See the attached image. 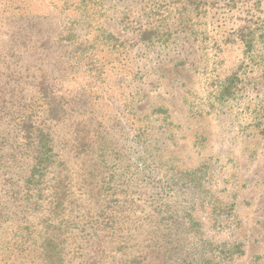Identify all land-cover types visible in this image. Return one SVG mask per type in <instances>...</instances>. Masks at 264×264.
I'll list each match as a JSON object with an SVG mask.
<instances>
[{
	"label": "rangeland",
	"instance_id": "rangeland-1",
	"mask_svg": "<svg viewBox=\"0 0 264 264\" xmlns=\"http://www.w3.org/2000/svg\"><path fill=\"white\" fill-rule=\"evenodd\" d=\"M77 19L91 40L103 27L129 42H98L100 78L87 104L72 120L47 122L55 172L72 189L68 264H264V38L249 54L243 41L264 27V0H0V56L33 45L43 70L67 68L54 43ZM154 27L166 44L141 42ZM25 57L10 59L24 79L0 81V104L12 92L31 97ZM3 123L0 143H12ZM76 123L94 145L106 137L103 163L99 150L75 153L76 135H87ZM11 143L0 154L14 153ZM10 198L16 215L0 217V249L15 220H39L47 208L26 191Z\"/></svg>",
	"mask_w": 264,
	"mask_h": 264
},
{
	"label": "trees",
	"instance_id": "trees-1",
	"mask_svg": "<svg viewBox=\"0 0 264 264\" xmlns=\"http://www.w3.org/2000/svg\"><path fill=\"white\" fill-rule=\"evenodd\" d=\"M92 0H79L80 6L87 8ZM176 0H174L175 3ZM234 1V0H232ZM181 10V9H180ZM181 12V11H180ZM184 15L183 12L180 13ZM81 23L86 25L80 26ZM89 24L81 19L67 21L61 27L55 46L60 52L61 64H54L49 70H43L34 58L33 45L30 52L23 54L19 48H15L13 53H4L0 56V81H6L14 75H19L18 81L23 82L24 75L21 71L13 70L10 59L22 57L26 60L23 63H30L28 69L34 74V90L28 95L31 97L15 98L16 93H10V99L0 104V123L7 125L16 137V140H4L0 143V152L7 146V141L13 147V154H0V187L4 191L7 199L0 198V217L2 215H16L10 212L11 197L21 195L24 191L29 196L40 200H45L47 208L40 216L39 220L28 222V217L23 220H15V224L8 227L4 232L6 241L2 243L0 249V264H68V233L67 228L73 227L74 207L72 201V189L68 177L55 172L57 169V156L55 152V142L51 131L47 128V122L63 123L72 120L80 107L81 102L87 104L86 96H91L94 82L99 80L100 69L96 58L95 50L98 42L112 46L111 50H119L128 44V40L110 32L107 28H100L97 36L91 40L88 33ZM161 29L154 27L140 33L141 42L156 46V43L166 44L168 37ZM264 38V27L255 25L245 34L243 41L247 42V53H251L255 44V36ZM32 36H28L27 42L33 43ZM32 52V53H31ZM3 56L5 59H2ZM30 56V57H27ZM9 57V59H8ZM42 59V58H41ZM4 69V72H2ZM20 83V84H21ZM90 100V98H89ZM84 128L81 123H76V134L78 129ZM86 137L81 139V135H76L73 149L76 154L82 155L87 150L90 154L99 150L98 160H106L110 148L101 138L99 144L94 145V140L88 141V133L91 130L85 127ZM101 137V136H100ZM19 151V153H17ZM18 155H17V154ZM21 155V156H19ZM29 161V166L27 165ZM13 168H15L13 170ZM35 206L41 207L39 202ZM21 202L19 207H28ZM39 209L33 216L39 214ZM28 214L32 210L27 209ZM25 210H23L24 213ZM4 218V219H5ZM38 218V217H37Z\"/></svg>",
	"mask_w": 264,
	"mask_h": 264
}]
</instances>
